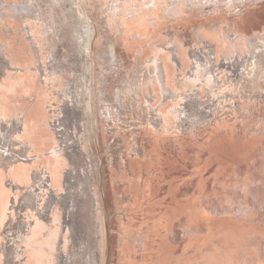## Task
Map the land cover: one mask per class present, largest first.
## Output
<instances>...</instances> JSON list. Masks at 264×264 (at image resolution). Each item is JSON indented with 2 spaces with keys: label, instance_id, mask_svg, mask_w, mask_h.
Listing matches in <instances>:
<instances>
[{
  "label": "rangeland",
  "instance_id": "374dc122",
  "mask_svg": "<svg viewBox=\"0 0 264 264\" xmlns=\"http://www.w3.org/2000/svg\"><path fill=\"white\" fill-rule=\"evenodd\" d=\"M48 1L9 0L17 6L21 5L20 8L27 7L25 11L29 14L21 18L10 16L11 22L7 31L4 29V24H0V35L11 42L8 47L10 50L7 48L9 54L18 59L23 67L30 68L19 74L23 83L15 88L16 91H10L9 96L12 102L16 100L15 105L13 104L15 109L20 112L23 110L28 125L33 126L34 133L31 130L30 141L36 146L35 152H42L56 144L54 138L52 142H48L41 137L44 134L56 136L55 130L50 129L52 127L49 121H51L63 126L70 145L66 151L74 150L78 158L90 156L94 168L90 170L92 176L81 171L84 168L83 160L78 159L77 169L74 170L75 174L73 173L76 175L73 178L75 181L72 180L75 184L71 191L61 188L58 193H66L64 203L68 206L67 210L60 209L61 215L75 204L73 210L82 218L81 201L88 197L86 194L89 192V183L92 184L91 197L94 207L96 205L94 211L97 213L100 227L97 240L98 257L96 256V260L89 253L84 264L91 262L93 264H224L225 262V264H264V68H261V72L255 68L250 70L260 72L258 78L253 76L254 72L249 76L244 72L237 80H233L225 75L226 67L219 66L224 62V55L218 54L215 69H218L219 79L225 80L222 88L203 79L193 84L187 76V71L191 72L193 68V60L189 56L190 50L201 51L203 46L212 43L210 39L216 42L223 37V34L219 35L213 29H208V25H213L216 19H225L221 24L222 32L229 29L227 33H237L240 56L248 55L249 39L257 36L264 41V0H243L241 2L243 11L239 14H236L238 7L233 14L221 10L213 13L205 11L204 8L201 10L198 9L200 8L198 4H195V0L190 2L193 7L182 13L173 6L175 0H155V2L149 0L150 8H146L148 10L154 7L163 10L167 2L171 1L169 3L173 7L169 9V5L167 6L166 19L156 21V18L147 17L146 27L145 25L135 27L139 23L136 14L143 11L135 3L134 10L131 9L135 12H132L134 14L128 18L136 19L137 22H131L130 27L125 25L120 28L113 24L112 17L106 16L107 0H80L82 7L78 4L79 0H58L54 5H49ZM135 2L145 4L144 0H135ZM29 3L32 5H28ZM187 3L188 0H185V5ZM99 9L103 13H100ZM68 10L77 20V23L75 18L74 21L72 20V28L75 32L82 30L83 26L86 28L85 25L92 16L90 22L97 28L102 24L107 29V25L111 24L107 30L102 29L104 32L100 30L102 25L100 29L98 28L95 34L98 50H95L91 58L82 50L80 44L77 46L78 40L75 35L68 36L67 25L65 26L64 23L67 20L64 18L67 13L64 12ZM170 11H175L178 16L175 17L176 15L169 13ZM4 12L14 14L16 11L14 8H5ZM87 13H90L91 17ZM37 16L39 23L35 21ZM102 17L107 19L100 21ZM26 19L29 25L26 24ZM153 22H156L155 26ZM44 23L46 32L53 31L50 32L52 36L49 40L42 32ZM49 27L50 29L46 30ZM30 29L32 33L29 32ZM198 30L203 32L206 41L204 39L203 42L201 36H198ZM33 33L38 47L40 46L39 57L32 45ZM105 35L108 36L107 39ZM72 37L76 40L71 39ZM67 38L71 40L65 41ZM170 41L173 43L171 44ZM174 42L181 46L186 63L183 64L184 70H182V67L179 69L173 62H169L170 87L165 93L159 79L154 75L157 70L155 59L158 56L160 61H166L170 53L167 48L174 47ZM69 43L71 48H68ZM219 43L220 48L223 47L220 51L225 52L224 45L228 47L227 43L223 42V39ZM109 44H112L117 57H122V59L117 58V62L120 63L116 66L106 60H98V51L100 49L103 51ZM164 47L167 48L162 50ZM226 50L228 51L223 54L229 52L230 58L234 59L237 56L233 48L228 47ZM70 52H73L74 56H71ZM58 55H61L60 58ZM98 61L100 63H97ZM232 66L234 69L239 68ZM77 67L79 69L75 71L74 68ZM58 68L62 73L58 74ZM83 68L86 73L82 71ZM115 69L117 72H114ZM113 72L115 77L111 76ZM105 77L109 78L112 86L107 82L108 78L104 80ZM129 77L136 80L135 91L121 87L131 81L127 79ZM79 78L83 80H78ZM108 85L110 87L108 90L117 97L108 93ZM33 94L36 96L32 97ZM226 94H230L229 97H226ZM105 100L106 104L109 101L114 106L109 112L110 115L105 107ZM0 101H4L3 96L0 97ZM185 101L187 107L191 109V117L180 122L176 111ZM193 103L196 105L193 106ZM211 105L213 106L211 108L216 109L217 112L206 120L199 119L204 111L211 109L209 107ZM53 106L56 110H53ZM87 109L90 111L88 112ZM45 113H47L49 129L46 120L41 121ZM37 125L41 127L37 128ZM86 125L94 129L96 138L100 140L96 139L95 144L98 146H92L94 133L90 127L91 131L86 134V129L88 130ZM97 131L99 132L96 133ZM87 138L92 139L91 142ZM42 140L50 144L46 145ZM98 148L102 158L100 162L97 159ZM51 160L54 159L48 156L40 157L37 161L40 164L34 165L33 169L43 164L47 165ZM98 162L100 167L97 166ZM65 168L68 169L66 171L73 168L70 161L66 162ZM99 170L102 176L98 175ZM25 192L24 189L20 193L21 200ZM39 201L43 206L47 202V197L42 200L39 198ZM81 223L85 225H77L75 232L78 239L80 238L76 243H80L81 248L70 243L72 241L70 229L64 234L68 254L73 256L75 254V263L72 264H81L83 260L77 256V249L87 248L85 242L88 240L86 238L88 229L85 227L88 224L86 221ZM225 237L228 240L239 238L236 239L237 241L233 239L235 242H232V239L228 241ZM2 240L1 237L0 243ZM56 243V239L50 240L47 244L48 249H45L47 252L45 258L49 264H55L57 252L51 247ZM237 251L239 253H236ZM252 253L256 254L252 255ZM0 264H5V261L0 260Z\"/></svg>",
  "mask_w": 264,
  "mask_h": 264
},
{
  "label": "bare ground",
  "instance_id": "6f19581e",
  "mask_svg": "<svg viewBox=\"0 0 264 264\" xmlns=\"http://www.w3.org/2000/svg\"><path fill=\"white\" fill-rule=\"evenodd\" d=\"M55 1L57 2L58 0H49L48 3H49V5H54ZM76 1H78V0H76ZM147 1L148 2H146V0H144L145 4L141 5V4H138L137 2H135V0H107V4H106V8H105L106 9V13H107L106 16L107 17L108 16L112 17L113 24L115 26L117 25L118 28H120L122 26H125V25L127 27H130V23L131 22H137L136 19L128 18V16H130L131 14L132 15L134 14L132 12H135V11H131V9L134 8L133 5H135V3H136V6H139L143 10L142 11L143 13L139 12L138 14H136L137 15L136 17L138 18L139 23L135 27L144 26V25H145L144 27H146V25H147L146 24L147 23V21H146L147 17H148V19L150 17H152L153 19L156 18V21H157V19H158V21L160 19H166L165 10L168 9L167 8L168 5H169V9L172 8L173 6H175L176 8H178L177 10L182 12V13H183V11H185V10L187 11L188 9L193 7L192 4L190 3L192 0H188L190 5H189V3H187V5H185V0H175V3L179 2L178 5L174 3V5L172 6L169 3L171 1H168L167 2L168 4L166 3L167 6H165V3H164L165 8L163 10L162 9L159 10V7H157V8L154 7L152 9L148 10L146 8H150V5L148 4L149 0H147ZM152 1L155 2V0H152ZM195 1H196L195 4H198V6L200 7L198 9L204 8L205 11H209V12H212V13L213 12H218V11L221 10V11L228 12V13L232 12V14H233V12H234L236 7H238V11L236 12V14L237 13L239 14V12L241 13L243 11L242 10V5H241V2L243 0H195ZM247 1H249V0H247ZM252 1H255V0H252ZM75 3L77 4V2H75ZM78 4L80 5V0H79ZM28 5H32V3H29ZM79 5H78V7H79ZM69 6H70V4H69ZM198 6L196 5V7H198ZM20 7H21V5L17 6L15 4H13L12 2H9V0H0V24H4L5 28L3 26L2 27L6 31L8 30V24L11 22V21H9L10 16H13L12 18H14V17L15 18H21V17L26 16L27 14H29V13H27L25 11V8H27V7H23V6H22V8H20ZM75 7H77V5ZM5 8H14V10L16 11V12H14V14L15 13L16 14L14 15L13 13H11V14L10 13H8V14L5 13L4 12ZM60 8H61V6H60ZM84 8H86V7L84 6ZM58 10H60V9H58ZM161 10H162V12H161ZM62 11H64V10H62ZM101 12L103 13V11L100 10V13ZM159 12H161V13H159ZM64 13L65 14L67 13L66 14L67 16L64 15V18H67L66 22H64V23H65V26L67 25V29H68L69 34L66 31H64V30L63 31L66 32L68 34V36L70 34L71 35L73 34L72 36L75 35V37H77V40H78V45L77 46H79V44H80L82 46V48H83L82 50L86 51L89 54L90 58H91L92 55L95 53V50L97 49V46H96L97 38H96L95 34L97 33L98 28L102 25L101 24L102 22L99 23L101 25L97 28V26H95L92 22H90V20L93 19V16L91 17L89 15L90 13L89 14L87 13L92 19H90L88 24L85 25L86 28L83 26L82 30H79V31L75 32L73 30V28H72V25H73L72 20H73V18H75L74 20H76V17L75 16L73 17V15H71L73 13H70L69 10L64 12ZM169 13H172L174 15L177 14V13H175V11L174 12L170 11ZM76 14H78L77 11H76ZM167 14H168V12H167ZM204 14H206V13H204ZM76 16H77V19H78V15H76ZM83 16H85V15H83ZM177 16L178 15H176L175 17H177ZM107 17L106 18L102 17V19L100 21H102L103 19L104 20L107 19ZM217 17H214V18H217ZM40 18H41V16H40ZM62 18H63V16H62ZM96 18H98V17H96ZM129 20H131V21H129ZM216 20L217 21L215 23H213V25H208V29H213L215 31V33H218L219 35L223 34L222 36L225 39L222 37L221 40L218 39V41L216 40V42L214 41V39H210V41L212 43L209 42V44L207 46H205V47L203 46L204 49L202 48L201 51L199 50L202 53H200L199 51H194V50L191 51L190 50L191 53H190L189 56L193 60V68H192L191 72H189L190 70L187 71L188 78L193 82V84H195L199 80L203 79L204 81H211L213 85H218V86H220V88H222L223 83L225 82V80L223 81L222 79H219V76L217 74L218 73V69H215V67H216L215 61L218 59V57H217L218 54H222V56L224 55V62H223V64H221L219 66L220 67H224L225 66L226 69H227V72H226L225 75L230 76L231 78H233V80H235V79L237 80V78H239L240 74H242L244 72L246 74L248 73V76L250 74H253L252 72H254L253 76L257 77L258 74L261 72L260 71L261 68L262 67L264 68V41L261 40V38H259L257 36L252 38V39H249L250 40V49L248 51L249 52L248 55L247 56H240L239 55L240 54V45L237 43L238 42L237 33L229 34V33H227V31L229 29L228 30L226 29L225 32H222L223 27H222L221 24H222V21H224L225 19L221 18V19H216ZM27 21L28 20L26 19V24L29 25V21L28 22ZM35 21L37 23H39V17L38 16L36 17ZM79 21L81 23V20H79ZM45 23H44V28H43L44 31H45V27H46ZM64 23H62V24H64ZM76 23H77V20H76ZM86 23H84V24H86ZM6 24H7V26H5ZM74 24H75V22H74ZM99 24H97V25H99ZM159 24H161V22ZM106 25H107V23L105 24V26ZM155 25H156V22H153V26H155ZM47 26H49V25H47ZM51 26H52V24H51ZM107 26L109 27V26H111V24H109ZM101 27H100L101 29L99 28L100 30L105 28L104 25H102ZM108 27H107V29H108ZM26 28L28 29L27 26H26ZM52 28H54V27L52 26ZM52 28H51V30H53ZM49 29H50V27L48 29H46V30H49ZM224 30H225V28H224ZM44 31H42L44 33L43 35L46 37L47 40H49L51 38V36H52V34H50V32H53V31H50V32H48V31L44 32ZM29 32H31V29H30ZM106 32H108V31H106ZM202 33H201L200 30H198V34H199L198 36H201V40L203 39V42H204L205 36ZM34 35H35L34 33H33V35L31 34V36H32V38H31L32 39V45L36 49L37 52L36 51L35 52L38 54V57H39L41 50L39 52V47L40 46L38 47V43H37L36 37ZM106 35H105V38L107 39L108 36H106ZM170 35H169V37L172 36V35L171 36ZM258 36H260V35H258ZM61 37H62V35H61ZM63 37H64V35H63ZM68 39L69 38H67L65 41H67ZM71 39H74V37H72ZM174 39H175V36H174ZM222 39H223V42L227 43L229 48L230 47H231V49L233 48L234 49L233 51H235L237 53V56H235L234 59H232V58H230V56H228L229 52H227L228 54H223L226 51H228V50H226V48H228V47L225 46L224 44H222V45H224L225 52H223V51L221 52L220 51V50H223L222 49L223 47L220 48V43H219V41H222ZM70 40H68V42ZM75 40L76 39H74V41ZM206 40H207V38L205 39V41ZM108 41H111V40H108ZM108 41H106V42H108ZM68 42H66V43H68ZM9 43H11V42L10 41L8 42L7 39H4V37L2 35H0V97L3 96V98H4V101H0V238L1 237L3 238V240L0 243V245H1L0 246V260H4L5 264H49L47 262L46 258H45V253H47V252H45V249H48L47 248V244L50 242V240L56 239L57 243L53 247H51V249H54L57 252L56 257H55V264H72L73 262L75 263V260H74L75 254H74V256L71 255V254H68V251L66 250L67 241L65 239L64 234L67 233L69 231V229H70L72 231V241L70 243H72V245H75V247H77V248L78 247L81 248L82 245L80 243L79 244L76 243L77 240H80V238L78 239L77 234L75 233L77 231L76 226L84 224V223L80 224L81 221H84V222L86 221V223L88 224V226L86 224L87 227L84 226L85 228L88 229V231H86V232H88V234L86 233L87 234L86 236H88L86 238L88 240L86 238L84 239V238L81 237L82 239L87 240V242L84 241L85 243H87L86 244L87 246L85 245V247H87V248L84 247L86 250L77 249V253L76 254H77V256L81 257V260L83 259L81 261V264H84V262L87 260L86 256L89 253H91L92 258L94 257L97 260V258H96L97 254H98L97 240H98V232L100 230V227H99V221L97 220L98 217L96 216L97 213H95V211H94V208L96 207V205L94 207L93 198L91 197V194H92L91 185L92 184L89 183L90 184V187L88 186L89 187V192L88 193L86 192L87 194L85 193L88 196L87 197L88 199L85 198L86 200L81 201L80 211L82 212V215H83L82 218L77 216L75 211L73 210L75 204L72 205V207H71V209L69 211H67L63 215H61L60 209H62V211H63V209L67 210L68 206H66L65 203H64L66 201V193L58 194L59 190L61 188H64L68 192L71 191L73 185L75 184V182H74V184L72 183V180H74L73 178H75L74 176H76V175H73V173H74V170L77 169V161H78V159H82L83 160L84 168L81 169V171L83 173H85V174L87 173L89 176L91 175L90 174V170H93L94 168L91 165L90 156H80L81 158H78L77 155H75L77 153L74 152V150L73 151H66V149L69 148L70 145H69V141H68V139H67V137L65 135V132L63 131V126H61V124H56V122L49 121V123H50V125L52 127V128H50V126L48 125L49 123L47 122V118H48V117H46L47 113H45L44 114L45 117L42 118V120L41 119L40 120L43 121V122H45V120H46V125H48V129L49 128L50 129H54L55 132H56V136H55V134H54L53 137L49 136V134L48 135H46V134L42 135V133H41L42 136L40 134L39 135L45 141L48 140V142L49 141L52 142L53 138L56 139L54 141L56 144L54 146H52V147H49L48 149H46V150H44L42 152H35L36 151V149H35L36 146H34V143L30 141V134H31V130L33 132V126L30 127L28 125L29 123H27V120H25L26 116H25V113H24L23 110L20 112L18 109H15V106H13V104H14V102L16 100L14 102H12L11 101V96H9V92L10 91L11 92L16 91L15 88L20 83H23V80L21 81V77L22 76L19 75V74L25 72L26 70H29L30 68L27 69L28 66L26 68L23 67L18 59L13 57V55L9 54V52H8L10 50L8 48L9 47ZM111 43H113V42H111ZM170 43L172 44L173 41L172 42L170 41ZM74 44H72V46ZM105 45H107V44H105ZM68 46H69L68 48H71V44L68 45ZM166 48L167 47H164V48H162V50H165ZM180 48H181V46L178 43L174 42V47H170V48L168 47L167 48L170 53H169L166 61H164V62L160 61L158 56L155 59V62L157 64V70L155 71L154 75H155V77H157L159 79V82H160V84L162 86V89H163V91L165 93L168 92V89L170 87V85L168 84L169 77H170V75H169L170 71H169V65H168L169 62H173L175 64V66L178 67L179 69H182L183 68L182 67L183 64L186 63L185 60H184L183 52H182V50ZM59 51H60V49H59ZM53 52H54V50H53ZM63 53H65V52H63ZM72 54H73V52L71 53V56H74V54L73 55ZM79 55H75V56L78 57ZM97 55H98V60H106L108 62H111L113 64V66H116L118 63H120V61L117 62V58L118 57L115 54L114 50L112 49V44H109L108 46H106V48L103 51L100 49L98 51ZM120 55H122V54H120ZM60 56H59V58H60ZM121 59H122V57H121ZM79 60H80V58H79ZM85 60H84V62H85ZM82 61H83V59L81 60V62ZM54 62L56 63V61H54ZM108 62H106V63H108ZM97 63H100V62L98 61ZM97 63H95V65H98ZM111 63H110V65H111ZM67 64H68V62H67ZM89 64H91V63H89ZM88 65H87V67H88ZM110 65H109V67H110ZM232 65L238 66L239 68L238 69H234ZM56 67H55V69H56ZM109 67H108V69H109ZM63 68H65V67H63ZM253 68L258 69L260 72H256L255 70H253L251 72L250 70H252ZM74 69H75V71H77V69H79V68L77 67V68H74ZM102 69L105 70L104 68H102ZM34 70H36V68ZM40 70H41V68H40ZM58 70H59V68H58ZM83 70H84V68L82 69V71ZM115 70H114V72H117V70L116 71ZM182 70H184V68ZM85 71H83V72H85ZM109 71H111V69H109ZM60 73H62V72H60V70H59L58 74H60ZM89 73H90V71H89ZM45 75H46V73H45ZM78 75H77V77L80 76V75L79 76ZM114 75H115V73L113 75H111V76H114ZM107 78L105 77L104 80H106ZM68 79H71V78L68 77ZM81 79L82 78H79L78 80H81ZM127 79L129 80L131 78L129 77ZM134 79H135V77H134ZM107 80H109V78ZM154 80H155V78H153V81ZM228 80H231V79H228ZM233 80H231V81H233ZM84 81H86V80H84ZM47 82H48V80H47ZM49 82H51V81H49ZM107 82L110 83L111 81L109 80ZM114 82L115 81H113V84H114ZM77 84H78V82H77ZM115 84H116V82H115ZM79 85L81 86L80 81H79ZM87 85H89V84H87ZM104 85L105 84L103 82V86ZM110 85H111V83H110ZM75 86L76 85H74V88L77 89V87H75ZM116 86H117V84H116ZM121 87L129 89L130 91H133V90L135 91V89H136V80H132L131 79V81L129 83L126 82ZM109 88L110 87L108 85L107 90ZM113 89H114V86H113ZM91 90L92 89H90V91ZM109 90H108V93H111V95L116 96L115 93L113 94ZM111 90H112V88H111ZM115 91H116V87H115L114 92ZM86 95L87 94H85V96ZM226 95H227L226 97H229L228 95H230V94H226ZM31 96L35 97L36 95H31ZM77 96H79V94ZM89 96H91V93H90ZM104 96H105V94H104ZM111 97H113V96H111ZM103 98H105V97H103ZM115 98H113V99H115ZM74 100H75V98H74ZM95 100H96V98H95ZM107 100H109V99H107ZM110 100H112V98ZM115 102H116V100H115ZM81 103H83V101ZM106 103H107V101L105 102V104ZM52 104H54V103H52ZM90 105H92V104H90ZM95 105L97 107V104H95ZM192 105L195 106L196 104L193 103ZM214 105L215 104H213V106ZM213 106L211 105L209 107L211 108ZM215 106L217 107V105H215ZM11 107L14 108V109H12ZM48 107L50 108L51 105H48ZM105 107H106L107 112L109 114L110 110L114 106H112V104L108 101V104H106ZM54 109H55V107L53 108V110ZM72 110H73V108H72ZM74 111H75V109H74ZM89 111L90 110H88V112ZM190 111H191V109L187 107L186 101L183 102L182 106L179 107L177 109V111H176V114H177L178 119L180 120V122H184L189 117H191L190 116ZM105 112L106 111H103V113H105ZM216 112H217L216 109L211 108L208 111L207 110L204 111L202 113V115L200 117H198V118L202 119V120H206L207 117H209L210 115L215 114ZM116 114H119V113H116ZM195 114H196V111H195ZM109 115H107V116H109ZM113 115H111V116H113ZM89 117H87V118H89ZM97 118L98 117H96V119ZM118 118H119V116L117 117V119ZM96 119L94 121H96ZM107 119H110V118H107ZM99 120H98V123H100ZM113 120H114V118H113ZM35 124H37V123H35ZM91 125H92V123H91ZM38 126H40V125H37L36 127L38 128ZM92 126H90V127L92 128ZM84 127H85V125H84ZM87 127H88V130L86 129V132H85L86 134L88 133V131L89 132L91 131L90 127L89 126H87ZM108 129H111V128H108ZM93 130L94 129L92 128V133H94V138H93V140L91 139L92 142H91L90 138L89 139L87 138V140H89V142H91L93 147H96V146H98V144L97 145L95 144L96 143V139L98 137L96 138L95 131H93ZM83 131H85V130H83ZM98 132L99 131H97L96 133H98ZM92 136H93V134H92ZM87 137H90V136H87ZM44 140H42V141H44ZM45 141H44V143H45ZM98 141H100V140H98ZM81 143L84 144V142H81ZM46 145H44V146H46ZM79 147H80V145H79ZM97 150H98L97 154L100 157V158L98 157L97 159L100 162V161H102L101 152H100L99 148ZM76 151H79V150H76ZM80 151H81V149H80ZM80 153H82V151ZM91 154H94V153H91ZM43 156H48L50 158H53L54 160L53 161L51 160L49 162V164H47V165L43 164V165H40L41 167L33 169L34 165L40 164L37 161H38V159L40 157H43ZM95 156H97V155H95ZM67 161H70L72 166H73V168L72 169L70 168L69 171H66L68 169L65 168V164H66ZM99 162H98V164H99ZM80 165H82V164H80ZM97 166L100 167V164L97 165ZM97 173H98L99 176H102L100 170L97 171ZM34 187H36V189H33ZM24 189L26 190V192L23 195V198L21 200L20 193ZM38 196H40V197H38ZM44 197H47V202H45L44 205L42 206L40 204L39 198H40V200H42V199H44ZM72 217H73V219H72ZM186 232H188V231H186ZM82 235H84V234H82ZM222 235L224 236V234H222ZM238 238L235 237V238H231V239L232 240L235 239V241H237L236 239H238ZM225 240H228V239H226V237H225ZM230 240H228V241H230ZM235 241L233 240L232 242H235ZM238 241H240V240H238ZM241 241H243V240H241ZM82 244H84V243H82ZM78 250H80V252ZM236 253H239V252L237 251ZM253 254H256V253H252V255ZM257 255H259V254H257ZM237 257H239V256H237ZM84 258H85V260H84ZM255 258H257V257H255ZM76 260H78V259H76ZM237 260H239V258ZM241 261H243V260H241ZM91 264H93V263L91 262ZM217 264H219V263H217Z\"/></svg>",
  "mask_w": 264,
  "mask_h": 264
},
{
  "label": "crops",
  "instance_id": "0c3cea01",
  "mask_svg": "<svg viewBox=\"0 0 264 264\" xmlns=\"http://www.w3.org/2000/svg\"><path fill=\"white\" fill-rule=\"evenodd\" d=\"M34 95V94H33ZM34 107V106H33Z\"/></svg>",
  "mask_w": 264,
  "mask_h": 264
}]
</instances>
